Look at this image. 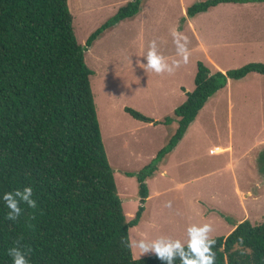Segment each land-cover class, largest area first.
<instances>
[{"label": "rangeland", "instance_id": "374dc122", "mask_svg": "<svg viewBox=\"0 0 264 264\" xmlns=\"http://www.w3.org/2000/svg\"><path fill=\"white\" fill-rule=\"evenodd\" d=\"M130 1L67 0L78 43L84 46ZM201 1L143 0L136 16L106 31L84 53L93 72L90 85L101 138L123 213L130 220L139 206L144 208L138 224L129 229L130 244L160 236L186 242L192 224H212L214 239L227 236L245 220L253 225L264 222V162L258 160L264 152V75L256 73L229 80L205 103L174 152L159 160L157 170L146 178L149 198L140 203L135 174L176 131L173 114L185 101L181 90L195 88L197 63L212 73L264 64V2L223 4L201 14L195 23L203 24L200 40L208 48L203 52L185 30L184 20V9ZM173 29L188 38L186 63L176 53ZM213 29L228 33L213 37ZM153 39L169 63L181 60L173 73H155L137 63H146L144 55ZM125 108L160 123L140 122ZM171 117L169 124L163 123ZM215 146H230L231 152L210 155ZM162 170L166 176L160 175ZM131 252L135 260L155 255H141L132 247Z\"/></svg>", "mask_w": 264, "mask_h": 264}, {"label": "trees", "instance_id": "16d2710c", "mask_svg": "<svg viewBox=\"0 0 264 264\" xmlns=\"http://www.w3.org/2000/svg\"><path fill=\"white\" fill-rule=\"evenodd\" d=\"M256 2L264 0H205L186 12L193 18L222 4ZM142 4L131 0L119 7L83 46L67 0H0V197L31 186L37 202L35 208L22 204V214L12 221L0 199V264H12L8 249L18 245L30 264H162L156 255L132 257L128 232L144 208L130 220L123 213L101 138L93 72L84 60L102 34L136 16ZM255 73L264 75V64L212 73L197 63L195 88L173 114L176 131L135 174L141 204L149 197L146 178L180 143L205 103L229 80ZM125 112L140 122L160 123L129 108ZM258 160L264 162V152ZM214 239L216 264H264V222L245 220Z\"/></svg>", "mask_w": 264, "mask_h": 264}, {"label": "clouds", "instance_id": "9594fccd", "mask_svg": "<svg viewBox=\"0 0 264 264\" xmlns=\"http://www.w3.org/2000/svg\"><path fill=\"white\" fill-rule=\"evenodd\" d=\"M173 42L176 46V53L183 62L188 59V38L183 33L173 29ZM143 63L137 60L144 69L155 73H173L179 67L181 60H173L171 63L158 50L155 39L148 44ZM2 199L8 209L7 218L15 221L22 214V204H27L31 208L37 206L33 198V188L24 186L14 191L3 194ZM171 206V202L168 203ZM213 226L210 223L200 225L192 224L187 227V240L182 242L180 239L160 236L156 239H137L131 242L130 247L137 249L139 253H154L162 264H176L179 259L180 264H216V253L214 251L215 239L211 238L210 233ZM8 255L12 259V264H30L26 250L22 246H13L8 249Z\"/></svg>", "mask_w": 264, "mask_h": 264}, {"label": "crops", "instance_id": "0c3cea01", "mask_svg": "<svg viewBox=\"0 0 264 264\" xmlns=\"http://www.w3.org/2000/svg\"><path fill=\"white\" fill-rule=\"evenodd\" d=\"M223 5V4H222ZM188 8V7H187ZM187 8L186 9H184V16L186 17L184 20H185V26H186V28H185V30L186 29H188L189 30V33H190V36L195 40V42H197L198 44L196 45V46H198L203 52H208V48H207V45H204L203 44V41L202 40H200V35H201V29H200V27H203V24H201L200 22L198 23V24H196L195 23V21H196V19H199L200 17H202V16H200V15H197V16H195V17H193V18H190V17H188L187 16V12H186V10H187ZM214 9V8H213ZM206 13H210V11H208V12H206ZM203 14H205V13H203ZM213 21L214 20H212L210 23H213ZM184 30V31H185ZM222 33V34H221ZM221 33H219V32H217L216 30H212V31H210V35L211 36H213V37H217L219 34H221V35H226L228 32L227 31H224V32H221ZM213 34V35H212ZM209 60H211L210 58H208ZM219 70H220V68H218ZM178 88H179V86H177ZM180 88H182L181 86H180ZM182 91V93H183V96H185V93L187 92V90L185 91V90H181ZM151 125V124H150ZM153 125V124H152ZM183 139V138H182ZM182 141V140H181ZM181 141H180V143H181ZM179 143V144H180ZM178 144V145H179ZM177 145V146H178ZM177 146L174 148V150L177 148ZM215 147H218V146H215ZM215 147H213V149H210L209 150V154L210 155H217V154H221V153H224V152H231V148H230V146H227V147H225V148H220V147H218L219 149H220V153H217L216 152V150L217 149H214ZM174 150L171 152V153H169L167 156H169V155H171L173 152H174ZM214 152V153H213ZM230 165V164H229ZM161 174V176L162 175H165L166 176V170H162L161 172H160ZM149 198V197H148ZM234 229V228H233Z\"/></svg>", "mask_w": 264, "mask_h": 264}, {"label": "bare ground", "instance_id": "6f19581e", "mask_svg": "<svg viewBox=\"0 0 264 264\" xmlns=\"http://www.w3.org/2000/svg\"><path fill=\"white\" fill-rule=\"evenodd\" d=\"M215 149H217V150H216L217 153H220V152H221L219 148H215ZM213 153H214V152H213Z\"/></svg>", "mask_w": 264, "mask_h": 264}]
</instances>
